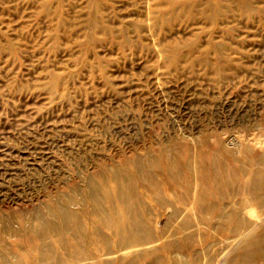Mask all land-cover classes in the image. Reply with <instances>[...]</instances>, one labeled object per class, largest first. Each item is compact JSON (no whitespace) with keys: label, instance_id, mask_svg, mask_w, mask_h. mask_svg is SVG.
<instances>
[{"label":"rangeland","instance_id":"374dc122","mask_svg":"<svg viewBox=\"0 0 264 264\" xmlns=\"http://www.w3.org/2000/svg\"><path fill=\"white\" fill-rule=\"evenodd\" d=\"M244 225L264 0H0V264H201Z\"/></svg>","mask_w":264,"mask_h":264},{"label":"bare ground","instance_id":"6f19581e","mask_svg":"<svg viewBox=\"0 0 264 264\" xmlns=\"http://www.w3.org/2000/svg\"><path fill=\"white\" fill-rule=\"evenodd\" d=\"M232 234L239 238L230 239L225 251L213 254V256L210 253H204L202 255L204 261L201 264H215L216 262L219 264L220 262L222 264H264V226L244 225L235 229ZM137 261L128 262L122 258L120 262L121 264H136Z\"/></svg>","mask_w":264,"mask_h":264}]
</instances>
